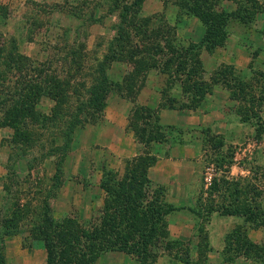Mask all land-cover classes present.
I'll return each instance as SVG.
<instances>
[{
	"label": "rangeland",
	"instance_id": "rangeland-1",
	"mask_svg": "<svg viewBox=\"0 0 264 264\" xmlns=\"http://www.w3.org/2000/svg\"><path fill=\"white\" fill-rule=\"evenodd\" d=\"M132 1L0 0V221L19 211L22 227L3 238L7 264H46L42 231L54 264H264V0H142L121 22ZM101 69L105 106L89 107L62 148L41 89L48 80L67 91L65 116ZM217 97L244 123L239 150L184 124L180 113L199 116ZM24 102L15 132L8 123ZM123 123L138 147L124 162L109 147ZM155 144L192 151L201 189L191 205L167 202L148 176ZM235 151L247 172L231 173ZM148 207L161 209L159 222Z\"/></svg>",
	"mask_w": 264,
	"mask_h": 264
},
{
	"label": "crops",
	"instance_id": "crops-1",
	"mask_svg": "<svg viewBox=\"0 0 264 264\" xmlns=\"http://www.w3.org/2000/svg\"><path fill=\"white\" fill-rule=\"evenodd\" d=\"M209 96L211 97L212 94H209ZM212 102L214 104L212 103L211 109L207 112H203L199 116L193 115V113L187 111L180 113L184 114V124L204 126L205 129L209 130L208 134L213 135L215 133L218 138H220L218 145V148L220 149L226 148L227 146H230V144H234L239 150L241 145L236 146L238 143L240 144L239 138L236 135V130H238L241 127V124L244 123L236 118V116L224 112L223 107L226 104L225 98L217 97L216 100ZM167 110L170 111V114L172 113V117H174V113H177L176 110L173 109L168 108ZM167 117H161L160 121L162 123L168 122V124H172V122L167 121ZM98 134L101 136L102 133L99 132ZM112 134L113 137L118 138L120 141L119 144H109V147L112 148L114 154L112 156L113 158L116 156V159L124 162V158H131L137 153V139L133 136L132 132H129L125 128L124 123ZM189 148L192 150L191 147ZM190 153L189 150L186 149V145L172 146L171 150H168L166 153H161L158 144H155L150 150L149 154H152L156 158L154 163L148 168V176L156 180V182L165 185L166 201L169 203L191 205L193 199L192 193L201 189L199 184L197 185L192 181V175L193 172H195V169L190 159ZM240 156L241 154L238 153V151H235L234 162L232 163L233 169L231 170L232 174L234 173V170L236 174L247 172L246 168H243V165L240 164L242 163V160L238 159ZM175 175L176 180H174ZM191 219L189 223L192 222L193 219ZM252 232L256 233V230H250L249 236H251ZM42 246L45 249L43 242Z\"/></svg>",
	"mask_w": 264,
	"mask_h": 264
},
{
	"label": "trees",
	"instance_id": "trees-1",
	"mask_svg": "<svg viewBox=\"0 0 264 264\" xmlns=\"http://www.w3.org/2000/svg\"><path fill=\"white\" fill-rule=\"evenodd\" d=\"M141 1L142 0H133L130 4H124L123 5L122 11L120 13L121 22L125 21V13L133 6L139 7L141 4ZM2 9H3V7H2V5H0V10H2ZM205 42L206 41H203V43H205ZM211 43L212 42L210 41L209 45ZM205 45H208V44L206 43ZM193 46H195V45H193ZM2 47H3V45L0 46V54H1V51L3 50ZM8 56H11V53H8ZM16 56H19V55H16ZM16 56H15V58H16ZM105 59H106V56H105ZM102 70L103 69L100 70L102 72V74L100 75L97 82L91 83L90 86L88 87L87 96L84 99H80L75 107H73L72 109H68V111H66V113H65V116L63 113L60 114V110H59L60 107L57 106V102L60 101L61 99H63V96L65 98H67L69 96L67 91H64L63 89H61V86L56 88L54 86L53 82L51 83V81H48V80H46L47 81L46 85H49L48 88L41 89L42 94L48 95L49 98L54 101V105L51 107L50 112H49L50 120H51V117H57L58 116L59 119H61V121H62V124H63L62 125V131H61L62 137H63L62 148H66L69 145V142L72 139V133L74 131V128L76 126H78L79 124H81L82 120L84 119L83 114H87L86 110L89 107L92 108L91 112L93 113L94 111H97L98 109H102L105 106L104 100L106 99V96L108 94V88L105 87L107 80H106V75H105L104 71H102ZM20 96L28 97L27 94H21ZM28 104L29 103L24 102L22 106H19L18 109L16 110V114H14L12 116L13 118L10 119V121L8 123V125L10 127L14 128L15 132H17L16 127L20 124V122H18L20 120L19 118L24 114L23 112L25 110H27ZM29 107H30L29 110H30L31 114H33L34 109H33L32 104H30ZM23 116H25V114ZM43 121H45V117L43 118ZM43 123L41 125H43ZM19 135L20 136H18L17 139L23 138L21 133H19ZM154 161H155V158L152 157L151 163H147L146 166L149 167L150 165H152L154 163ZM58 170H59V168H56V171H58ZM137 173H138V171H137L136 167L133 168V174H132L131 178H135ZM147 209L149 211V214L153 218V222L154 223L159 222L160 218H161V214H162V212H160L161 209H157L155 207L154 208L148 207ZM171 209H173V207L170 205L166 211L168 212ZM227 212H230V211H227ZM12 214L13 215L5 216L4 219H2L0 221V264H7L6 259H5V255L3 253V248H2L3 247V238L5 236H10V235L19 233L21 231V228H22V227L18 226V222H20V219H21L19 211H16V212L13 211ZM103 219H105V216ZM103 219H102V225L101 226L105 227ZM39 233H40V239L43 242L44 247L46 249V264H54V263H51L53 261V259L54 258L58 259V257L54 254L55 253L54 252V245H53L54 242L50 238H48L49 233H47L46 231H42ZM57 236H59V235L57 234ZM145 243H147V241ZM62 254H63V248L60 249L58 255L61 256ZM76 255H82V252L80 251V246L78 247V251H77ZM74 258L75 257H72L70 259V261H74Z\"/></svg>",
	"mask_w": 264,
	"mask_h": 264
}]
</instances>
